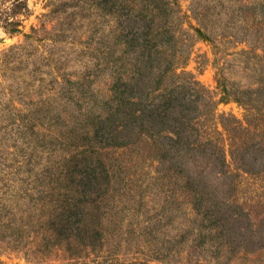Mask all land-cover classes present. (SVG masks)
Instances as JSON below:
<instances>
[{"label": "rangeland", "instance_id": "1", "mask_svg": "<svg viewBox=\"0 0 264 264\" xmlns=\"http://www.w3.org/2000/svg\"><path fill=\"white\" fill-rule=\"evenodd\" d=\"M0 264H264V0H0Z\"/></svg>", "mask_w": 264, "mask_h": 264}]
</instances>
